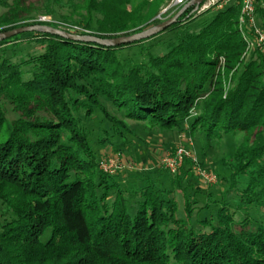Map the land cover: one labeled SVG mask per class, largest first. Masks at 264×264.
<instances>
[{
	"label": "trees",
	"instance_id": "trees-1",
	"mask_svg": "<svg viewBox=\"0 0 264 264\" xmlns=\"http://www.w3.org/2000/svg\"><path fill=\"white\" fill-rule=\"evenodd\" d=\"M170 1L0 0V33L57 29L36 22L45 16L88 33L79 36H130L182 9L158 19ZM240 9L234 0L194 32L202 13L190 7L160 34L117 48L41 34L0 42V264H264V219L250 215L264 211V59L244 56ZM255 17L263 29L264 0H256ZM167 33L175 39L165 54L146 65L120 63L118 50ZM23 36L42 53L12 63L2 48ZM128 123L198 138L201 157L239 134L234 156L223 161L228 179L213 171L216 186L198 192L207 201L194 215L197 203L186 193L191 179L200 181L191 161L175 175L161 165L127 179L103 173L101 158L123 153L135 136ZM213 189L221 200L215 220L193 223ZM231 193L234 205L225 201Z\"/></svg>",
	"mask_w": 264,
	"mask_h": 264
},
{
	"label": "rangeland",
	"instance_id": "rangeland-1",
	"mask_svg": "<svg viewBox=\"0 0 264 264\" xmlns=\"http://www.w3.org/2000/svg\"><path fill=\"white\" fill-rule=\"evenodd\" d=\"M167 0H165L166 2ZM162 12V11H161ZM217 13L216 8H212L204 13H200L201 16H199L191 25L192 31H198L201 29L204 25L209 23L212 18ZM59 14H65L64 12ZM161 14V13H160ZM159 14V16H160ZM39 15V13H34L33 16ZM54 19H58L57 16H53ZM164 18V17H162ZM257 24V22H256ZM258 26V25H257ZM261 27V26H260ZM259 28V27H258ZM261 29V28H259ZM264 31V28L261 29ZM30 36V35H28ZM175 39V33H167V34H161L156 39L145 42L140 45H136L131 48H125L122 50H118L116 52V55L120 61V63L124 67L129 66H140V65H146L147 60L149 56H160L166 53L167 51V45L172 42ZM158 43L165 44L164 46L158 47ZM2 50L5 51V58L8 59L12 63H20L23 60H28L33 58L36 55H39L42 53V49H40V46L34 43H31L29 41H26L25 37H21L19 40L12 41L10 44L4 46ZM27 69L25 68L24 71ZM24 80L29 79V75H24ZM8 118L12 120L14 118L13 114L8 115ZM128 125L131 126L134 130V137L127 136L128 145L125 147H121L118 151L123 152L119 154H107V157L101 158L100 161H104L106 159H116L117 163V170L116 174H125L129 175L130 173H144L145 171H153L160 168V162L162 159L161 157L156 153L152 154V149H158L161 154H164L165 152H171L175 148L182 147V141L183 139L186 140L185 148H188L189 150H192L195 152V156L200 160L202 163L208 165L212 171H215L220 178L228 179V172L223 166L224 160H230L234 156L235 153V147L239 143L241 136L239 134L232 135L229 134L227 136H224L220 141L217 142V144L211 146L209 148L203 157H201V154L199 153V140L188 138L185 134H179L175 135L173 133H161L156 130L149 129L146 126L143 125H135L134 123H128ZM107 127V126H106ZM108 129V127L106 128ZM114 140V139H113ZM112 140V141H113ZM114 142V141H113ZM114 145V143H113ZM151 149V152L149 150ZM143 156H141V155ZM154 163L157 164L154 166H150L148 163ZM151 169V170H150ZM153 169V170H152ZM122 176V175H121ZM151 178H155L156 175H149ZM127 179V176H125ZM168 177V175L164 172L162 176L160 177V181L164 182V188L167 190L170 188L169 180H165ZM189 183L193 186L192 190L187 191L186 196L191 198L192 200H195L197 205H195L196 209H194V215L197 212V209L200 207H203L206 204L207 196L203 193H198L199 191H203L209 186L202 185L196 180L191 179ZM216 185H212L211 187L214 188ZM244 186V178H240V185L239 187ZM224 192L228 190V186L224 185ZM196 192V194H194ZM212 203H210L208 209H203L199 212L197 216H195L193 223L202 221L204 218L210 219L212 217L213 220H215V214L217 212V209L219 208V204L221 202L220 200V194L218 189L212 190ZM181 196V195H180ZM177 197L178 201H180V204L182 203V197ZM235 195L234 193H231L229 195L225 196V201L231 205L235 204ZM251 217L254 219L260 220L264 219V211L262 210H255L254 212H251ZM1 216V214H0ZM180 216V213H179ZM240 217V216H239ZM2 222V218H0V223Z\"/></svg>",
	"mask_w": 264,
	"mask_h": 264
},
{
	"label": "built area",
	"instance_id": "built-area-1",
	"mask_svg": "<svg viewBox=\"0 0 264 264\" xmlns=\"http://www.w3.org/2000/svg\"><path fill=\"white\" fill-rule=\"evenodd\" d=\"M192 0H171L163 9L158 19L169 18L180 7L185 6ZM234 0H206L199 8L198 14L204 13L212 8L217 11L222 10ZM241 9L239 17V31L246 43L245 55L257 51L264 59V31L259 29L256 24L255 3L256 0H240ZM39 24H54L57 29L72 35L88 34L81 28L54 21L50 17L40 16L36 19ZM185 161H191L192 172L202 185L212 186L217 183V177L211 170L201 169L198 159L185 147L175 148L172 152H166L161 159V166L171 175L179 173ZM100 170L107 175H114L117 170L116 159H106L99 164Z\"/></svg>",
	"mask_w": 264,
	"mask_h": 264
},
{
	"label": "water",
	"instance_id": "water-1",
	"mask_svg": "<svg viewBox=\"0 0 264 264\" xmlns=\"http://www.w3.org/2000/svg\"><path fill=\"white\" fill-rule=\"evenodd\" d=\"M206 0H192L190 3L186 4L182 7V9L176 13L172 18L162 22L161 24L148 29L146 31L133 34L130 36H122L114 39H98L92 36H79V35H72L58 29H53L47 26H30V27H23L17 28L10 31H6L0 33V42L12 39L16 36L24 35V34H41V35H50L55 36L65 41L77 42V43H84V44H95L97 46L103 48H117L127 45H132L134 43H140L142 41L148 40L151 37H154L165 29L170 27L171 25L175 24L180 16L190 7H193V13H198L199 8Z\"/></svg>",
	"mask_w": 264,
	"mask_h": 264
},
{
	"label": "crops",
	"instance_id": "crops-1",
	"mask_svg": "<svg viewBox=\"0 0 264 264\" xmlns=\"http://www.w3.org/2000/svg\"><path fill=\"white\" fill-rule=\"evenodd\" d=\"M180 142H182V145H185V143H186V140H182V141H180ZM153 151L151 152V149L149 150V152H151L152 154L154 153V154H156L157 152V154L161 157V155H163V154H161L159 151H157L158 149H152ZM141 155V154H140ZM141 156H143V155H141ZM155 163V162H154ZM154 163H148L150 166H154V165H156L157 166V164H154ZM155 167V166H154ZM151 170V169H150ZM153 170V169H152ZM149 171V170H148ZM123 176L124 178H125V174H120V176Z\"/></svg>",
	"mask_w": 264,
	"mask_h": 264
}]
</instances>
